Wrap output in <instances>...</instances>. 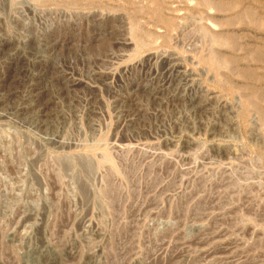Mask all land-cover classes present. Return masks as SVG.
Segmentation results:
<instances>
[{
	"label": "rangeland",
	"instance_id": "rangeland-1",
	"mask_svg": "<svg viewBox=\"0 0 264 264\" xmlns=\"http://www.w3.org/2000/svg\"><path fill=\"white\" fill-rule=\"evenodd\" d=\"M0 264H264V0H0Z\"/></svg>",
	"mask_w": 264,
	"mask_h": 264
}]
</instances>
